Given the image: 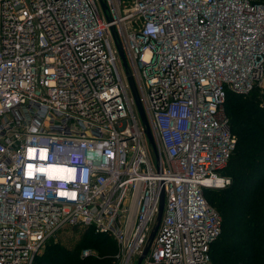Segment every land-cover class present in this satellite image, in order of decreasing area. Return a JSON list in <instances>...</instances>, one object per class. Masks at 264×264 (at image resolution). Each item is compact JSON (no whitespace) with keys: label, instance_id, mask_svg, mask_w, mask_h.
<instances>
[{"label":"built area","instance_id":"2783aa9c","mask_svg":"<svg viewBox=\"0 0 264 264\" xmlns=\"http://www.w3.org/2000/svg\"><path fill=\"white\" fill-rule=\"evenodd\" d=\"M254 87L264 0H0V264H33L73 227L137 264L161 190L139 264H210L221 217L204 191L229 184L236 144L224 103Z\"/></svg>","mask_w":264,"mask_h":264},{"label":"trees","instance_id":"16d2710c","mask_svg":"<svg viewBox=\"0 0 264 264\" xmlns=\"http://www.w3.org/2000/svg\"><path fill=\"white\" fill-rule=\"evenodd\" d=\"M224 109L236 144L226 165L233 168L229 184L204 191L221 217L220 235L210 247V264H264V90L254 87L246 94L229 91ZM210 192L213 195L207 199ZM71 229L81 231L85 243L80 241V246L90 244L97 253L77 257L76 242L70 251L64 250L62 261H56L48 250L61 248L49 240L47 251L33 264H111L116 250L111 237L91 228Z\"/></svg>","mask_w":264,"mask_h":264},{"label":"water","instance_id":"95a60500","mask_svg":"<svg viewBox=\"0 0 264 264\" xmlns=\"http://www.w3.org/2000/svg\"><path fill=\"white\" fill-rule=\"evenodd\" d=\"M111 32H112V36H113V38L115 40V44H116L118 53H119V55L121 57V60H122V65L124 67V71H125V74H126V79H127L129 88L131 90V94H132L135 106L137 108L140 120H141L142 125L144 127V133H145L150 145L152 146L154 152L156 153V147H155V143H154V140H153L152 132H151L149 124H148V122L146 120V116H145L144 110H143L141 102H140V98H139V94H138V91H137V88H136V85H135V81H134L132 75L129 72L128 65H127V62H126V59H125V56H124V52H123L122 46H121L120 42L117 40L118 39L117 38V34H116V32H115L113 27H111ZM207 187L212 188L213 186H207ZM214 188H219V187H214ZM163 203H164V194H163V190H161L160 191V196H159V207H158V213H157V216H156V223H155V226L153 227V229H152V231H151V233L149 235V238H148L147 244H146V246L144 248V251L142 253V256L147 252V250L149 248V245H150V242H151V240H152V238L154 236L156 227H157V225H158V223H159V221L161 219L162 212H163ZM142 256L139 257V260H138L137 264H139Z\"/></svg>","mask_w":264,"mask_h":264},{"label":"rangeland","instance_id":"374dc122","mask_svg":"<svg viewBox=\"0 0 264 264\" xmlns=\"http://www.w3.org/2000/svg\"><path fill=\"white\" fill-rule=\"evenodd\" d=\"M228 167H226L222 172H220V175L227 177L229 180H231V176L233 174V168L231 169H227ZM208 191H210L209 189H205ZM213 191V190H212ZM213 192L207 193L206 197L207 199H209V196L213 195ZM51 242H54L55 245L56 243H58V246L61 248L60 250H55L52 252V250H48L49 251V256L51 257L52 254L56 257V261H62V256L63 254H65L66 251H64L65 249H69V251L71 250V248L75 245L76 242H79V247H78V254L77 257L80 258H85V257H90L92 255H95L97 252L94 250V253H89L87 255H85V251L87 249H92L90 246V244L88 245H84V246H80V241H82V237H81V231L79 230H74V229H63L61 231H59L57 233V235L55 237H53L52 239H50ZM51 243V244H54ZM82 243H85L82 241ZM63 247V248H62ZM58 247H55L54 249H57ZM47 251L46 250V244L42 247V249L40 250L39 254L36 256V259L38 257H42V255L44 254V252ZM59 254V255H58ZM62 264V263H61Z\"/></svg>","mask_w":264,"mask_h":264}]
</instances>
